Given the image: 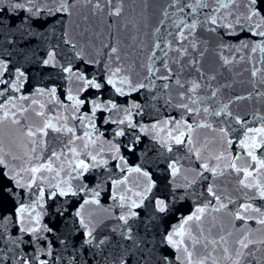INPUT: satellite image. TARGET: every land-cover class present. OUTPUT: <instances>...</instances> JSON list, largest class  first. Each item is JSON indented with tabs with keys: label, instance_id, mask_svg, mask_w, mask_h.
Segmentation results:
<instances>
[{
	"label": "water",
	"instance_id": "1",
	"mask_svg": "<svg viewBox=\"0 0 264 264\" xmlns=\"http://www.w3.org/2000/svg\"><path fill=\"white\" fill-rule=\"evenodd\" d=\"M262 31L264 0H0V264H264Z\"/></svg>",
	"mask_w": 264,
	"mask_h": 264
},
{
	"label": "snow or ice",
	"instance_id": "2",
	"mask_svg": "<svg viewBox=\"0 0 264 264\" xmlns=\"http://www.w3.org/2000/svg\"><path fill=\"white\" fill-rule=\"evenodd\" d=\"M252 2L255 4V3H257V0H252ZM97 6H99V5H97ZM15 7L16 8H21L22 7V5H20V4H16L15 5ZM59 10V9H58ZM66 10V9H65ZM119 10H117V12H118ZM213 23H215V18H213ZM191 27H195V24H193V25H191ZM257 27H259V25H257ZM258 35H260V36H262V37H264V31H262V32H259L258 33ZM253 50H255V49H253ZM113 51H115V49H113ZM52 59V54L50 53L49 54V60H46V61H44V63L45 64H47V63H49L50 62V60ZM20 75H22V73H20ZM254 75H255V73H254ZM81 79H82V77H81ZM109 83H113V81L111 80V79H109V81H108ZM123 82V81H122ZM92 86V87H96V88H99L100 87V85H98V84H95V83H93V82H91V81H85V86ZM116 91L117 92H121L122 90L120 89V88H117L116 89ZM99 107H102V105H100V104H96V102L94 101L93 102V110H95L96 108H99ZM113 107H115V105H113ZM134 107H137V105H134ZM123 121H121V123H122ZM70 131V130H69ZM118 135L120 134V133H117ZM180 141L179 140H177V143H179ZM251 154V153H250ZM85 167H87V166H85ZM33 171H37V169H33ZM135 171H139V169L137 168V169H135ZM145 175H147V173H145ZM210 191H211V189H210ZM61 194H65V193H61ZM261 195L262 196H264V192H261ZM223 207V206H222ZM158 208H159V210L161 211V212H163L164 210H165V207H164V203H163V201H158ZM197 211L198 212H202L203 211V209H197ZM193 217H189V219H192ZM196 219H199V217H196ZM261 223H264V220H262V221H260ZM168 241H169V243H171V244H173V246H176L175 245V243L173 242V240H172V236H169L168 237ZM246 246V245H245Z\"/></svg>",
	"mask_w": 264,
	"mask_h": 264
}]
</instances>
